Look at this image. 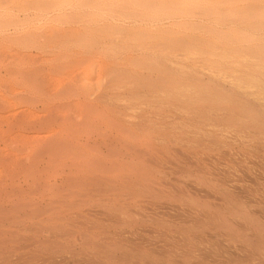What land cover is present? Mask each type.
I'll list each match as a JSON object with an SVG mask.
<instances>
[{
  "label": "rangeland",
  "instance_id": "1",
  "mask_svg": "<svg viewBox=\"0 0 264 264\" xmlns=\"http://www.w3.org/2000/svg\"><path fill=\"white\" fill-rule=\"evenodd\" d=\"M1 1L0 6L4 7H0L2 8L0 9V22L6 21L7 26L4 28V22L0 23V203L4 197L3 203L9 207L12 192H14L13 196L16 192H20L18 189L22 188L28 193L38 187L34 190V194L37 195L32 194L36 205L40 204L38 208H45L44 210L48 211L54 208L53 211L62 215L65 220L66 217L69 218L68 222L64 219L59 221L58 226H62L63 223L65 225L62 230L60 228L63 226L56 229L53 228L56 225H52L51 228L50 222L47 221L49 224L45 222L47 226L44 223V225L41 223H39L40 226L37 225V235H41L42 239L47 237V239L64 240L63 238L67 236L65 240L69 243L73 242L67 251H73L72 245H74L75 252L65 253L66 257L68 256L66 264H264V89L261 91L258 86H253L249 90L244 88L237 90L238 87L235 85L239 83L238 76L241 71H246L243 70V66L239 68L232 63L233 60L219 57L220 53L217 50L215 58V52H213L215 43H212V47L211 44L202 43L203 45L199 46V42H194L196 46L192 43L193 41H190L189 45H186L188 42L184 45L182 41H175L176 37L174 39L176 43L171 42L169 38L171 36L173 38L174 35L166 31H183L184 28H178L173 24L175 18L168 15V10L156 9L160 7V4L159 7L156 6V10L151 7L149 0H95L96 2L92 0L93 4L91 0ZM145 1L149 2V7ZM155 1L158 4L161 0ZM155 1H152L153 5H157ZM164 1L166 0H162L163 3ZM202 1L205 2V0ZM208 1L210 4L214 3L212 6L227 8L222 9L225 14L228 12L229 16L231 14L229 8H235L232 0H226L224 2L226 6L222 2L225 0L221 1L222 4L220 1ZM208 1L205 3L209 6ZM246 1H239L237 4L244 5L256 0ZM55 2L56 5L53 6ZM122 5L123 8L120 7ZM18 6L19 8L24 7L18 9ZM128 7L130 10L125 11ZM183 7L180 6L181 9ZM196 8L195 5L194 14L193 11L190 12L192 15L187 12V17L182 20L197 23L199 26L206 24L208 13L204 12L207 13L205 16L202 14V9L197 8L199 12ZM173 13L171 10L169 14ZM212 14L214 15L213 12ZM7 16H10V19ZM229 16L228 18H231ZM163 29L166 30L163 32ZM188 33L197 35L199 32L190 31ZM119 34L124 36H119ZM136 36H138L137 39ZM167 37H169V42H167L168 39L164 40ZM119 40H125V42L120 41L119 43ZM241 42L238 43L241 44ZM234 43L231 45L227 42L226 45L241 46L237 42ZM242 44V46L246 45V43ZM192 45L199 49L194 56L185 49V47L192 48ZM253 45L255 47L258 44ZM198 47L205 48V51L208 48L210 54L208 55L207 52L205 54L204 49ZM193 48L191 53L194 51ZM200 49L204 53L200 52ZM198 53L202 54L198 55ZM143 59L146 61L144 62ZM138 60H141L144 65ZM153 60L158 62L154 63ZM210 61L216 64L211 66ZM132 63H136L134 64L136 67ZM221 63L227 70L223 68L225 71H221L223 70L220 68ZM177 64H181V67ZM185 68H188L190 73L186 72L188 69L184 71ZM194 72L201 75L198 74V76ZM212 72L216 74L211 75ZM168 78L176 83L169 82ZM160 79H166V83ZM144 80H148L149 83ZM158 80L161 84L157 82ZM184 80L188 85L193 83L194 86L196 83L201 91L204 89V91H211L212 99L207 97L209 93H205V97L197 101L199 97H203L204 91L195 94L197 99L194 98V101L193 98L192 100L186 98L187 96L184 98L185 93H191L187 92L189 86L186 83L182 85ZM177 81L182 83V86L178 85ZM169 83L173 84L172 88ZM161 85L165 88L160 89ZM177 85L181 86L180 89L183 88L185 92L181 91ZM155 86L159 88L156 90ZM174 87L177 89V91L174 90L175 92L172 91L174 93L167 89L173 90ZM206 87L211 90H206ZM245 91L250 93L247 94ZM164 93L166 94L163 95ZM167 93H171V97ZM214 94L218 100L216 102ZM224 97L228 99L226 103L221 101ZM190 100L193 102L191 103ZM248 110L253 113H247ZM131 123L139 124L135 126L136 128H146V133L150 134L141 133L143 136L139 135L132 139L128 131L133 130ZM120 125L124 127L126 133L120 134L122 131V128L119 129ZM118 129L120 132H117ZM137 132L140 133L141 130ZM146 142L148 145L151 144L149 148ZM134 146H138L136 150L139 152L141 150V152H137ZM51 147L62 151L55 148L56 152ZM160 150L161 153H158ZM140 154H145V159L152 163L155 169H160L161 172L157 170L156 176L154 174L157 171L154 168H152L154 171L149 170L150 174L152 172L149 178L154 177L156 183H162L163 189L160 184L156 186L154 179L151 178L153 179L152 186L148 184L151 179L147 181V187L144 186L145 183L142 187L138 186L137 189H141L140 194L131 185L127 187L131 193L128 191L129 193L124 194L127 190L119 186L120 181H123L122 178L128 181L129 178L126 179L120 174L127 176L128 171L118 170L117 172L116 167L122 163L123 166L131 168L134 160L133 166H135L138 159L134 157L138 155L140 157ZM141 157L144 159L143 156ZM83 162L87 165L82 164ZM155 165L160 168H156ZM30 166H33L32 169ZM24 170H27L26 174L23 173ZM20 171H23V174ZM164 173L166 177L163 176ZM35 179L37 182L33 181ZM134 179L132 175L129 180L134 181ZM100 183L102 184L99 185ZM31 187L32 190L29 189ZM130 187L133 192L135 191L134 197L131 189H128ZM117 191L123 192V195L131 194L130 198L129 196L128 198L123 197L121 194L122 199L125 198L126 203L123 202L125 210L123 207H120L122 210L119 208L122 205L111 201L115 199L113 195L118 193ZM136 193L139 198L135 197ZM60 194L64 196L61 197ZM74 194L75 197H73ZM161 215L165 217L163 222L160 221ZM152 217L158 219L153 221ZM60 222L63 223L60 224ZM84 223L85 227L89 226L91 232L93 230L94 237L92 238L105 242V246L97 245L96 250L93 245L87 244L84 247L83 241L86 238H82L84 236L78 232L75 233L79 231L76 227L84 226ZM9 224L11 223L1 224L0 231L5 230L9 233L17 228L16 230L20 233L35 234L33 228L27 231L22 229V226L18 229ZM65 228H68L67 231L70 232H66ZM62 231L67 234L62 236L63 238L59 236ZM76 238L78 242L74 240ZM116 243L128 250L123 248L119 250L120 252L112 251L111 248ZM22 245L25 246L24 249ZM21 249L27 252L33 248L22 243ZM93 250L98 252L92 253ZM1 253V264H4L2 261L14 262L19 257L6 249ZM35 253L41 254L37 251ZM23 256L27 257L26 254ZM16 261L18 262L19 259Z\"/></svg>",
  "mask_w": 264,
  "mask_h": 264
},
{
  "label": "bare ground",
  "instance_id": "2",
  "mask_svg": "<svg viewBox=\"0 0 264 264\" xmlns=\"http://www.w3.org/2000/svg\"><path fill=\"white\" fill-rule=\"evenodd\" d=\"M2 1H4V0H2ZM1 1V2H2ZM23 1V0H22ZM57 1V0H56ZM70 1V0H69ZM89 1V0H88ZM95 1V0H94ZM93 1V2H94ZM122 1V0H121ZM126 1V0H125ZM135 1V0H134ZM151 3H149L150 4V6L151 7H153L154 9L156 8V6H158L159 4V8H156V9H160V11L162 10H168V15L170 16V17H172V18H175V22L173 23L175 26H178V28L179 27H181V28H184V29H186L185 31H184V29H182L183 31H174V30H167L166 31V33H168V34H171V35H174V37L172 38V36H171V38H169L170 37V35H169V37H167L166 39H164V40H167L168 38L170 39V41L171 42H173V43H176L175 41H179V42H181L182 44H183V42H184V45L188 42V44H186V45H189V42L191 41H193L192 43L194 44V45H196L194 42H199L198 44H199V46H200V44H204L205 43V45L206 44H211V47L213 46V44L215 43V45L217 46H214L213 47V50H215V51H213V52H215V58H216V50H217V52H219L220 54H219V57H221V58H223V59H231V60H233L232 61V63L233 64H235L236 66H239V68H241L240 66H243V70L245 69L246 71L244 72V71H241V73L239 74V76H238V80H239V83H237V85H235V86H237L238 88H237V90L238 89H240V88H244V89H250L251 87H253V86H258L259 88H260V90L262 89H264V0H256V1H253V3L252 2H249V1H251V0H249L248 2V4H237V2L239 3V1H246V0H239V1H237V0H230L232 3H233V1H234V3H233V5L235 4V8H233V9H231V8H229L230 10L229 11H231V14H230V16L226 13H224L223 11V9L222 8H224V7H222V8H218L217 6L215 7L214 5V7L212 6V4H214V3H209V1L208 0H205V2L206 1H208V3L210 4L209 6L208 5H206L207 3H203V1L202 0H168V1H170L169 3H168V1H167V3H165L166 1H164V3L162 2V0L157 4V2L155 1V0H152V1H155V3L157 4V5H153L152 3H154V2H152L151 0H149ZM211 1V0H210ZM213 1V0H212ZM216 1H220V3L222 4V2L224 3V2H226V0L225 1H222V0H215V2ZM222 1V2H221ZM13 2V1H12ZM18 2V1H17ZM36 2H37V0H36ZM39 2V1H38ZM53 2V1H52ZM58 2V1H57ZM90 2H92V0L90 1ZM93 2H92V4H93ZM96 2V1H95ZM146 2V5L148 6V3H147V1H145ZM161 2H162V4H161ZM247 2V1H246ZM8 3H11V2H8ZM79 3V2H78ZM83 3V2H82ZM88 3V2H87ZM86 3V4H87ZM101 3V2H100ZM103 3H105V2H103ZM124 3V2H123ZM219 3V4H220ZM243 3V2H242ZM4 4V3H3ZM49 4H50V1H49ZM54 4L56 5V2L55 3H53V6H54ZM106 4H108V3H106ZM105 4V6L107 7V5ZM114 4V3H113ZM120 4V3H119ZM127 4V3H126ZM133 4V3H132ZM153 6H152V5ZM216 4V3H215ZM220 4V5H221ZM227 4V3H226ZM28 5V4H27ZM36 5H38V3L36 4ZM79 5V4H78ZM77 5V6H78ZM112 5V4H111ZM125 5V4H124ZM135 5V4H134ZM197 6V8H199V10L200 9H202V14H204L205 16H206V14H207V16L206 17H208V22L206 23V24H201V26H199V25H197V23L196 24H193L194 22H192V23H190V22H187V21H183L182 19L183 18H186L187 17V12L188 13H190V12H192L193 14H194V6ZM198 5H200V6H198ZM204 5H205V7H204ZM224 5H225V3H224ZM237 5V6H236ZM1 6H3V5H1ZM0 6V7H1ZM29 6V5H28ZM51 6V5H50ZM75 6V5H74ZM92 6V5H91ZM113 6V5H112ZM136 6V5H135ZM155 6V7H154ZM180 6H184L182 9L180 8ZM186 6V7H185ZM226 6V5H225ZM228 6V5H227ZM4 7V6H3ZM24 7V6H23ZM23 7H20L19 8V6H18V9H21V8H23ZM26 7V6H25ZM109 7V6H108ZM120 7H122L123 8V5L122 6H120ZM119 7V8H120ZM129 7H131V6H129ZM129 7L128 8H126V10L125 9H122V10H125V11H128V9H129ZM134 7V6H133ZM149 7V6H148ZM147 7V8H148ZM150 7V8H151ZM7 8V7H6ZM16 8V7H15ZM28 8V7H27ZM124 8H125V6H124ZM137 8V7H136ZM135 8V9H136ZM186 8H188V9H186ZM196 8V9H197ZM0 9H2V8H0ZM4 9V8H3ZM9 9V8H8ZM13 9V8H12ZM18 9H16V10H18ZM25 9V8H24ZM23 9V10H24ZM37 9V8H36ZM48 9V8H47ZM52 9V8H51ZM94 9H95V7H94ZM113 9V8H112ZM132 9V8H131ZM155 9V10H156ZM175 11H174V10ZM195 9V10H196ZM224 9H227V8H224ZM26 10V9H25ZM28 10V9H27ZM46 10V9H45ZM50 10V9H49ZM110 10V9H109ZM113 10H116L115 8L113 9ZM130 10V9H129ZM132 10H134V9H132ZM132 10H131V12H132ZM140 10H141V8H140ZM148 10V9H147ZM173 11L174 13L173 14H169L170 13V11ZM198 10V9H197ZM198 10V11H199ZM6 11H7V9H6ZM5 11V12H6ZM106 11V10H105ZM138 11V10H137ZM4 12V11H3ZM8 12V11H7ZM115 12H117V11H115ZM118 12H119V10H118ZM120 12H121V10H120ZM157 12V11H156ZM159 12V11H158ZM200 12V11H199ZM204 12H207L206 14L204 13ZM212 12L214 13V15L212 14ZM137 13V12H136ZM161 13V12H160ZM167 13V12H166ZM183 13V14H182ZM192 13H190V15H192ZM1 14V13H0ZM3 14V13H2ZM81 14H83V13H81ZM140 14V13H139ZM148 14V13H147ZM146 14V15H147ZM164 14V13H163ZM186 14V15H185ZM198 14H201V13H198ZM201 14V15H202ZM64 16H65V14H63ZM84 15V14H83ZM86 15V14H85ZM90 15V14H89ZM121 15V14H120ZM120 15H118V16H120ZM157 15V14H156ZM189 15V16H190ZM4 16H5V14H4ZM80 16V15H79ZM126 16V15H125ZM163 16H165V15H163ZM228 16L229 17H231V18H228ZM8 17V16H7ZM10 17V16H9ZM8 17V18H9ZM53 17V16H52ZM82 17V16H81ZM88 17V16H87ZM103 17V16H102ZM127 17V16H126ZM3 18V17H2ZM25 18V17H24ZM51 18V17H50ZM118 18V17H117ZM178 18H180L182 21H180V19L177 21V19ZM10 19V18H9ZM130 19V18H129ZM162 19V18H161ZM229 19V20H228ZM67 20V19H66ZM80 20V19H79ZM85 20V19H84ZM187 20V19H186ZM23 21V20H22ZM69 21V20H68ZM93 21V20H92ZM173 21V20H172ZM2 22H4L3 24H5L4 25V28L7 26V23H5L6 21H2ZM2 22H0L1 24H2ZM9 22V21H8ZM17 22H18V20H17ZM56 22V21H55ZM75 22V21H74ZM21 23V22H20ZM1 24H0V26H1ZM173 25V26H174ZM3 26V25H2ZM174 26V27H175ZM82 27V26H81ZM143 27V26H142ZM193 27H195V28H197V30L195 29V28H193ZM3 28V29H4ZM48 28V27H47ZM57 28V27H56ZM72 28V27H71ZM97 28V27H96ZM124 28H125V26H124ZM129 28V27H128ZM127 28V29H128ZM224 28H225V30H224ZM1 29V28H0ZM49 29V28H48ZM74 29H76V28H74ZM74 29H72V30H74ZM92 29H94V28H92ZM103 29V28H102ZM122 29V28H121ZM132 29V28H131ZM195 29V30H194ZM40 30V29H39ZM51 30H52V28H51ZM106 30H107V28H106ZM135 31L136 32V30L135 29H132V31ZM166 29H163V32L165 31ZM189 30V31H188ZM26 31V30H25ZM35 31V30H34ZM91 31V30H90ZM143 31H145V30H143ZM147 31V30H146ZM192 32V31H197V32H199L197 35H192L191 33H188V32ZM37 32V31H36ZM70 32V31H69ZM114 32V31H113ZM118 32V31H117ZM117 32L115 33V34H117ZM142 32V31H141ZM119 33V32H118ZM134 33V32H133ZM144 33H147V32H144ZM4 34V33H3ZM129 34V33H128ZM135 34V33H134ZM142 34V33H141ZM61 35H62V33H61ZM65 35V34H64ZM108 35V34H107ZM112 35V34H111ZM121 34H119V36H120ZM126 35V34H125ZM136 35V34H135ZM134 35V36H135ZM138 35V34H137ZM139 35H140V31H139ZM144 35V34H143ZM143 35H141V36H143ZM149 35V34H148ZM148 35H147V37H148ZM87 36V35H86ZM122 36V35H121ZM124 36V35H123ZM122 36V37H123ZM129 36V35H128ZM127 36V37H128ZM141 36H140V38H141ZM159 36H161V35H159ZM179 36V38H177ZM17 37H19V36H17ZM28 37V36H27ZM60 37V36H59ZM62 37H64V36H62ZM109 37V36H108ZM137 37L138 36H136V39H137ZM145 37V36H144ZM143 37V38H144ZM155 37V36H154ZM166 37V36H165ZM175 37H176V39H175ZM3 38V37H2ZM38 38V37H37ZM51 38V37H50ZM102 38V37H101ZM115 38V37H114ZM130 38V37H129ZM46 39H48V38H46ZM62 39V38H61ZM100 39V38H99ZM104 39V38H103ZM126 39V38H125ZM155 39H156V37H155ZM163 39V38H162ZM169 39H168V41L167 42H169ZM174 39H175V41H174ZM19 40V39H18ZM17 40V41H18ZM32 40V39H31ZM53 40V39H52ZM111 40V39H110ZM134 40V39H133ZM138 40H140L139 38H138ZM138 40H136V41H138ZM144 40H145V38H144ZM15 41V40H14ZM48 41V40H47ZM49 41H50V39H49ZM54 41V40H53ZM120 41L121 42H125V40H119V43H120ZM127 41H129V40H127ZM135 41V40H134ZM241 41H243V42H241ZM34 42V41H33ZM60 42V41H59ZM146 42V41H145ZM160 42V41H159ZM158 42V43H159ZM163 42V41H162ZM166 41H164V43H165ZM166 42V44H168ZM224 42H225V44H224ZM227 42L228 43H231V45L234 43V42H241V44L240 43H238V44H240L241 46H237V44H236V46H231L230 44L229 45H226L227 44ZM70 43V42H69ZM93 43V42H92ZM180 43V44H181ZM191 43V44H192ZM213 43V44H212ZM216 43H218V44H221V45H217ZM242 43H246V45L245 46H242L243 44ZM5 44V43H4ZM14 44V43H13ZM28 44V43H27ZM26 44V45H27ZM48 44V43H47ZM166 44H164V45H166ZM171 44V43H170ZM190 44V45H191ZM202 44V45H203ZM222 44H224V45H222ZM235 44V43H234ZM253 44H258V45H261V44H263V45H261V46H258V45H255V47H254V45ZM126 45V44H125ZM135 45V44H134ZM148 45V44H147ZM161 46H162V44H160ZM159 45V46H160ZM172 45V44H171ZM194 45H192V48L194 49V51H193V53H191V49L192 48H186L185 47V49L188 51V53L190 52V54L192 55V56H194L195 54L194 53H197V51L199 50V49H197L196 48V46H194ZM226 45V46H225ZM51 46V45H50ZM167 46V45H166ZM257 46V47H256ZM106 47V46H105ZM114 47V46H113ZM145 47H147V46H145ZM158 47V46H157ZM165 47V46H164ZM168 47H170V46H168ZM211 47H209V48H211ZM122 48V47H121ZM153 48V47H152ZM159 48V47H158ZM174 48V47H173ZM198 48H201V47H198ZM150 49V48H149ZM155 49V48H154ZM153 49V50H154ZM161 49H162V47H161ZM170 49V48H169ZM176 49H177V47H176ZM181 49V48H180ZM183 50H184V48H182ZM189 49V50H188ZM201 49H204V52H205V54H206V52L208 53V55L210 54L209 52L210 51H208V48H207V50L205 51V48H201ZM200 49V50H201ZM113 50V49H112ZM152 50V49H151ZM159 51H160V49H158ZM174 50V49H173ZM172 50V51H173ZM211 50V49H210ZM115 51V50H114ZM113 51V52H114ZM158 51V52H159ZM60 52V51H59ZM62 52V51H61ZM117 52V51H116ZM161 52H165V51H161ZM175 52V51H174ZM199 52V51H198ZM200 52H202V53H204L202 50L200 51ZM154 53V52H153ZM187 53V54H188ZM202 53H198V55L199 54H202ZM161 54V53H160ZM184 54H186V52L184 53ZM109 55V54H108ZM149 55V54H148ZM152 55H155V54H152ZM162 55V54H161ZM213 55H214V53H213ZM140 56V55H139ZM144 56H147V55H144ZM158 56V55H157ZM188 56H189V54H188ZM143 57V56H142ZM149 57V56H148ZM153 57V56H152ZM190 57V56H189ZM147 58V57H146ZM150 58V57H149ZM155 58V57H154ZM221 58H220V60H221ZM133 59V58H132ZM131 59V60H132ZM148 59V58H147ZM156 59V58H155ZM154 59V60H155ZM164 59V58H163ZM195 59V58H194ZM119 60V59H118ZM153 60V61H154ZM162 60V59H161ZM169 59H167V61H168ZM172 60V59H171ZM127 61V60H126ZM129 61V60H128ZM135 61V60H134ZM138 61H140V63L142 64V62H141V60H138ZM143 61H144V59H143ZM146 61V60H145ZM144 61V62H145ZM148 62H150V60L148 61ZM155 62H158V61H154V63ZM162 62H163V60H162ZM170 62V61H169ZM139 63V64H140ZM147 63V62H146ZM153 63V64H154ZM171 63V62H170ZM174 63H176V62H174ZM181 63V62H180ZM209 63V62H208ZM213 63V64H212ZM133 64V63H132ZM134 64H136V63H134ZM133 64V65H134ZM140 64V65H141ZM157 64H159V63H157ZM161 64H163V63H161ZM165 64V63H164ZM173 64V63H172ZM184 64V63H183ZM210 64H211V66H213L214 64H216V62H214V61H210ZM223 63H221V65H222ZM142 65H144V64H142ZM155 65V64H154ZM167 65V64H166ZM179 67H181V64H177ZM185 65V64H184ZM184 65H182V66H184ZM234 65V66H235ZM151 66V65H150ZM170 66V65H169ZM224 65H222L221 67H220V65H219V67L220 68H225V67H223ZM251 66H253V68H251ZM255 66V67H254ZM134 67H136L135 65H134ZM138 67V66H137ZM142 67V66H141ZM175 67V66H174ZM185 67V66H184ZM188 67H189V65H188ZM218 67V68H219ZM152 68V67H151ZM183 68V67H182ZM237 68V67H236ZM239 68H238V70H239ZM167 69V68H166ZM175 69V68H174ZM173 69V70H174ZM179 69V68H178ZM188 68H185L184 69V71H186ZM194 69H196V67H194ZM226 69V68H225ZM225 69H223V70H221V69H219V70H221V71H225ZM231 69H233V68H231ZM249 69H251V70H249ZM172 70V69H171ZM182 69L180 68V71H181ZM197 70V69H196ZM215 70V69H214ZM213 70V71H214ZM227 70V69H226ZM237 70V69H236ZM247 70H249V72H247ZM162 71V70H161ZM160 71V72H161ZM167 71V70H166ZM176 71H178V70H176ZM184 71H182L183 73H184ZM189 71V72H188ZM188 71H186L187 73H190V70L188 69ZM235 71V70H234ZM159 72V71H158ZM182 72H180L181 74H183ZM198 72H200V71H198ZM28 73V72H27ZM127 73V72H126ZM175 73H177V72H175ZM186 73V74H187ZM202 73V72H201ZM213 73H215V72H212V74L211 75H213ZM15 74V73H14ZM135 74V73H134ZM159 74V73H158ZM186 74H184V75H186ZM193 74V73H192ZM194 74H196V75H198V74H200V73H198L197 74V72L195 73L194 72ZM193 74V75H194ZM216 74V73H215ZM237 74V73H236ZM190 75V74H189ZM201 75V74H200ZM205 75V74H204ZM192 76V75H191ZM199 76V75H198ZM210 76V75H209ZM217 76V75H216ZM140 77V76H139ZM197 77V76H196ZM224 77V76H223ZM247 77H249V78H247ZM144 78V77H143ZM147 78V77H146ZM161 78H163V77H161ZM198 78V77H197ZM130 79V78H129ZM134 79H136V78H134ZM148 79H150L149 77H148ZM159 79V78H158ZM169 80V82H173V79L171 80L170 78H168ZM185 79V78H184ZM188 79V78H187ZM128 80V79H127ZM166 80V79H165ZM165 80H163V79H160V81H164L165 82ZM171 80V81H170ZM199 80V79H198ZM211 80V79H210ZM246 80H248V81H246ZM124 81V80H123ZM133 81V80H132ZM141 81H143V80H141ZM145 82H147V83H149L148 82V80L146 81V80H144ZM159 80L157 81V82H160ZM179 81V80H178ZM177 81V83H178V85H181L182 83V85L184 86V83H186L187 84V86H189L188 87V89L190 90H188L187 92H191V93H188V94H190V95H188V94H184V98L186 97V98H188V99H191V98H193V101L195 100L194 98H196L197 99V96L195 97V94H199L200 92H203L204 90H202L201 91V88H199L198 86H196V83L194 84V86H193V83H192V85H191V83H189L190 85H188V83L186 82V80H184V82L182 81V83H179ZM209 81V80H208ZM214 81V80H213ZM139 82V81H138ZM191 82V81H190ZM198 82V81H197ZM218 82V81H217ZM115 83V82H114ZM131 83H133V82H131ZM137 83V82H136ZM141 83V82H140ZM163 83V82H162ZM166 83V82H165ZM173 83H176V81H174ZM210 83V82H209ZM80 84H82V83H80ZM146 84V83H145ZM150 84H152V83H150ZM149 84V85H150ZM158 84V83H157ZM160 84H161V82H160ZM160 84H158V86L160 87ZM170 84V83H169ZM185 84V85H186ZM218 84V83H217ZM236 84V83H235ZM83 85H84V83H83ZM138 85V84H137ZM154 85V84H153ZM153 85H152V87H153ZM171 86V88L173 87L172 85L173 84H170ZM177 85V86H178ZM181 85V86H182ZM199 85V84H198ZM200 85H201V83H200ZM199 85V86H200ZM203 85V84H202ZM205 85V84H204ZM116 86V85H115ZM165 86V85H164ZM167 86H168V82H167ZM181 86L179 87V89L181 88ZM215 86V85H214ZM214 86H212V87H214ZM234 86V87H235ZM130 87V86H129ZM156 87V90L159 88H157V86H155ZM176 87V86H175ZM175 87H174V89L173 90H171V88H167V89H170V91H171V93H174L175 91H177V89H175ZM201 87V86H200ZM162 88H165V87H162V85H161V88L160 89H162ZM177 88V87H176ZM215 88V87H214ZM221 88V87H220ZM154 89V88H153ZM159 89V90H160ZM215 89H217V88H215ZM235 89H236V87H235ZM165 90V89H164ZM175 90V91H174ZM181 90V89H180ZM185 90H186V86H185ZM206 90H211L210 88H208V87H206ZM261 90V91H262ZM168 91V90H167ZM172 91H174V92H172ZM181 91H184L183 90V88H182V90ZM218 91V90H217ZM160 92V91H159ZM161 92H162V90H161ZM166 92V91H165ZM169 92V91H168ZM185 92V91H184ZM184 92H182V93H184ZM211 92V91H210ZM210 92H208V91H204V93H203V97L201 96V97H199V99H197V101H200V98H204L205 96H204V94L205 93H209V96H207V97H210V96H213V94L212 95H210ZM213 92V91H212ZM156 93V92H155ZM171 93H167V94H169L168 96H170V94ZM177 93V92H176ZM245 93H247V94H249L250 92L248 91H245ZM161 94V93H160ZM166 93H164L163 95H165ZM194 94V95H193ZM202 94V93H201ZM200 94V95H201ZM200 95H198V96H200ZM215 96V98H216V94H214ZM226 95V94H225ZM229 95V94H228ZM227 95V96H228ZM232 95V94H231ZM173 97H174V94L172 95ZM221 96H223V94L221 95ZM233 96V95H232ZM243 96V95H242ZM245 96V95H244ZM157 97H158V95H157ZM171 97V96H170ZM111 98V97H110ZM179 98H180V96H179ZM211 98V97H210ZM215 98H213L214 100H215ZM18 99V98H17ZM188 99H186V100H188ZM208 99V98H207ZM206 99V100H207ZM212 99V98H211ZM227 97H224V98H221V101H223V102H227ZM231 99V98H230ZM259 99V98H258ZM183 100H185V99H183ZM192 100V99H191ZM190 100V101H191ZM205 100V99H204ZM245 100V99H244ZM193 101H191V103L193 102ZM208 101H209V99H208ZM216 101H218L217 100V98H216V100H215V102ZM239 101V100H238ZM253 101H255V100H253ZM258 101V100H257ZM28 102H30V100L28 101ZM203 102V101H202ZM212 103L214 102V101H211ZM222 102V103H223ZM225 102V103H226ZM242 102V101H241ZM187 103H188V101H187ZM210 103V102H209ZM243 103V102H242ZM51 104V103H50ZM188 104H190V103H188ZM198 104L200 105V103L198 102ZM239 104V103H238ZM243 104H245V103H243ZM196 105H197V103H196ZM222 105H224V104H222ZM227 105V104H226ZM242 105V104H241ZM250 105V104H249ZM6 106V105H5ZM9 106V105H8ZM188 106V105H187ZM190 106H191V104H190ZM204 106V105H203ZM11 107V106H10ZM198 107V106H197ZM240 107V106H239ZM250 107V106H249ZM187 108H189V107H187ZM193 108H194V106H193ZM196 108V107H195ZM201 107H199V109H200ZM2 109V108H1ZM212 109V108H211ZM242 109V108H241ZM245 109V108H244ZM243 109V110H244ZM248 108H246L245 110H247ZM192 110V109H191ZM194 110V109H193ZM195 111V110H194ZM201 111V110H200ZM204 111V110H203ZM190 112V111H189ZM249 112H252V111H250V110H248V112L247 113H249ZM244 113H245V111H244ZM253 113V112H252ZM31 114V113H30ZM109 114V113H108ZM223 115V114H222ZM224 115H226V114H224ZM246 115V114H245ZM248 115V114H247ZM253 115V114H252ZM254 116H256V115H254ZM253 116V117H254ZM249 117V116H248ZM247 117V118H248ZM251 117V116H250ZM255 118V117H254ZM49 119V118H48ZM257 119V118H256ZM255 119V121H258V120H256ZM259 119V118H258ZM34 120V119H33ZM42 121V120H41ZM255 121H253V122H255ZM260 122V121H259ZM48 123V122H47ZM116 123V122H115ZM114 123V124H115ZM8 124V123H7ZM116 124H118V123H116ZM132 124V123H131ZM130 124V125H131ZM112 125H113V123H112ZM139 126V124H135V125H131L132 127H133V130L132 129H129L128 131H129V133L131 134V137H132V139L133 138H137V136H139V135H142L141 133H145V134H148V133H146L147 131V129L146 128H144L143 129V127H138V128H136L137 126ZM136 126V127H135ZM115 127H117V126H115ZM119 127V126H118ZM136 129H135V128ZM21 128H23V127H21ZM74 128V127H73ZM120 128H122V131L120 132L119 131V129ZM24 129H25V127H24ZM119 129L117 130V132H120V134H123V132L124 133H126L125 131H124V127L122 126L121 127V125H120V127H119ZM134 129L136 130V131H134ZM4 130V129H3ZM126 130H127V128H126ZM141 130V132L139 133V132H137V131H140ZM148 131H150V130H148ZM137 132V133H136ZM151 133L153 132V131H150ZM71 133V132H70ZM118 134V133H117ZM150 134V133H149ZM148 134V135H149ZM119 135V134H118ZM125 135V134H124ZM106 136H108L107 134H106ZM143 136V135H142ZM154 136V135H153ZM153 136H152V138H153ZM126 137V136H125ZM129 137V136H128ZM6 138V137H5ZM127 138V137H126ZM140 138V137H139ZM142 138V137H141ZM146 138V137H145ZM151 138V139H152ZM129 139V138H128ZM148 139H150V137L148 138ZM110 140V139H109ZM112 140V139H111ZM114 140V139H113ZM135 140V139H134ZM133 140V141H134ZM22 141V140H21ZM25 141V140H24ZM150 141V140H149ZM119 143V142H118ZM149 143V142H148ZM163 143V142H162ZM123 144V143H122ZM135 144V143H134ZM146 144H147V142H146ZM115 145V144H114ZM151 145V144H150ZM150 145H148L147 144V146H148V148H149V146ZM52 146V145H51ZM72 146V145H71ZM99 146V145H98ZM120 146H122V145H120ZM125 146V145H124ZM162 146V145H161ZM66 147V146H65ZM136 146H134V149L136 150L137 149V147L135 148ZM152 147V146H151ZM158 147V146H157ZM156 147V148H157ZM50 148V147H49ZM52 148V147H51ZM56 148V147H55ZM54 147L52 148L53 150L55 149ZM107 148V147H106ZM130 148H133V147H130ZM153 148V147H152ZM151 148V149H152ZM52 149H51V151H52ZM57 149V148H56ZM56 149L54 150V151H56ZM120 149V148H119ZM126 149H127V147H126ZM145 149V148H144ZM161 149V148H160ZM48 150V149H47ZM57 150H59L60 151V149L58 148ZM65 150V149H64ZM133 150V149H132ZM134 150V151H135ZM140 150V149H139ZM154 150V149H153ZM38 151V150H37ZM62 151V150H61ZM60 151V152H61ZM113 151V150H112ZM129 151V150H128ZM137 151V150H136ZM158 151H159V148H158ZM57 152V151H56ZM137 152H139V151H137ZM140 152H141V150H140ZM139 152V153H140ZM147 152V151H146ZM151 152H153V151H151ZM156 152V151H155ZM9 153V152H8ZM89 153V152H88ZM101 154H102V152H100ZM115 153V152H114ZM113 153V154H114ZM129 153V152H128ZM132 153V152H131ZM135 153V152H134ZM138 153V154H139ZM158 153H161V150H160V152H158ZM95 154V153H94ZM108 154V153H107ZM117 154V153H116ZM151 154V153H150ZM152 154H154V153H152ZM151 154V155H152ZM36 155H37V152H36ZM59 155V154H58ZM126 155V154H125ZM133 155V154H132ZM136 155V154H135ZM134 155V156H135ZM141 155V154H140ZM145 155V154H144ZM143 154L141 155V156H143L144 157V159H141L142 157L140 156V157H134V159L136 158V159H138V160H136V165L135 166H133V164H135L134 162H135V160H134V162H133V164H132V166H131V168H128L129 166H128V164H126L128 167H126V166H123L122 165V163H120L118 166H117V162H116V169H117V172H118V170L119 171H128V173H126L127 174V176H124V175H122V174H120L121 176H123L124 178H129L130 179V177L133 175L134 177H135V179H134V181H130L129 179H128V181H126V180H124L123 178L121 179V180H123V181H120L121 183H120V187H124V188H126V190H127V187L129 186V185H131V186H133V188L134 189H137L138 188V186H140V187H142L143 186V184H144V186L146 185V187H147V181H149L151 178H153L154 179V181L153 182H155V178L154 177H151V178H149V176L152 174V172H151V174L149 173L150 171L149 170H151L152 168H154V165H151L152 163H150L147 159H145L146 157L144 156ZM106 156V155H105ZM107 156H109V155H107ZM117 156V155H116ZM121 156H123V155H121ZM129 156V155H128ZM148 156V155H147ZM157 156V155H156ZM158 156H159V154H158ZM162 156H163V154H162ZM152 157V156H151ZM6 158V157H5ZM17 158V157H16ZM130 158L132 159V157L130 156ZM149 158V157H148ZM159 158H160V156H159ZM97 159V158H96ZM104 159V158H103ZM152 159V158H151ZM162 159H164V158H162ZM7 160V159H6ZM113 162V161H112ZM124 162H126V160H124ZM128 162V161H127ZM152 162L154 163V160H152ZM157 162L159 163V160H157ZM38 163V162H37ZM85 162H83L82 164H84ZM90 163V162H89ZM107 163V162H106ZM109 163V162H108ZM32 164V163H31ZM54 164V163H53ZM86 164V163H85ZM103 164V163H102ZM155 164V163H154ZM30 165V164H29ZM38 165V164H37ZM36 165V166H37ZM87 165V164H86ZM89 165H91V163L89 164ZM131 165V164H130ZM160 165V164H159ZM162 165V164H161ZM160 165V166H161ZM19 166V165H18ZM24 166V165H23ZM34 166V165H33ZM32 166V167H33ZM110 166H112L111 164H110ZM155 166H157V165H155ZM31 167V166H30ZM32 167L30 168V169H32ZM91 167V166H90ZM159 166H157L156 168H158ZM54 168V167H53ZM107 168H109V167H107ZM119 168V169H118ZM160 168V167H159ZM83 169H84V167H83ZM90 169V168H89ZM92 169V168H91ZM111 169H113V168H111ZM115 169V168H114ZM123 169V170H122ZM125 169H127V170H125ZM164 169V168H163ZM28 170V169H27ZM27 170H24V172L23 173H25V171H27ZM45 170V169H44ZM102 170V169H101ZM106 170H108V169H106ZM136 170V171H135ZM153 170V169H152ZM154 170H159V173L161 172L160 171V169H155L154 168ZM153 170V171H154ZM28 171H30V170H28ZM55 171V170H54ZM131 171V172H130ZM19 172V171H18ZM21 171H20V173H22ZM31 172V171H30ZM40 172V171H39ZM43 172V171H42ZM97 172V171H96ZM109 172V171H108ZM115 172H116V170H115ZM120 172V173H121ZM22 173V174H23ZM28 173V172H27ZM34 173V172H33ZM93 173V172H92ZM110 173V172H109ZM124 173V174H125ZM154 173V172H153ZM26 174V173H25ZM44 174V173H43ZM46 174V173H45ZM68 174V173H67ZM117 173H115V175H116ZM156 174H158V171H157V173H155L154 175L156 176ZM168 174V173H167ZM28 175V174H27ZM32 176H34V174H31ZM105 175V174H104ZM119 175V174H118ZM162 175V174H161ZM166 174L164 173L163 174V176H165ZM94 176H95V174H94ZM97 176V175H96ZM14 177V176H13ZM92 177V176H91ZM109 177V176H108ZM119 177V176H118ZM166 177V176H165ZM34 178V177H33ZM33 178H31V179H33ZM78 178V177H77ZM85 178V177H84ZM101 178V177H100ZM121 178V177H120ZM88 179V178H87ZM93 179V178H92ZM96 179V178H95ZM153 179H151L150 180V183H148V184H152L151 183V181L153 180ZM162 179V178H161ZM165 179V178H164ZM76 180V179H75ZM101 180H104L103 179V177L101 178ZM109 180H111V179H109ZM159 180V179H158ZM34 182L36 181L37 182V180L35 179V180H33ZM45 181V180H44ZM85 181V180H84ZM88 181V180H87ZM98 181V180H97ZM115 181V180H114ZM146 181V182H145ZM77 182V181H76ZM82 182V181H81ZM95 182V181H94ZM106 182V181H105ZM112 182V181H111ZM110 182V183H111ZM158 182V181H157ZM167 182V181H166ZM166 182H164V183H166ZM74 183V182H73ZM89 183V182H88ZM96 183H98V182H96ZM18 184V183H17ZM38 184H39V182H38ZM92 185H93V183H91ZM102 183H100L99 185H101ZM156 184H158V183H156L155 182V185ZM160 184V186H162V183H159ZM158 184V185H159ZM173 184V183H172ZM36 185V184H35ZM77 185V184H76ZM84 185V184H83ZM89 185V184H88ZM114 185V184H113ZM134 185H135V187H134ZM110 186V185H109ZM108 186V187H109ZM152 186V185H151ZM157 186V185H156ZM166 186V185H165ZM176 186V185H175ZM174 186V187H175ZM67 187H68V185H67ZM79 187V186H78ZM98 187V186H97ZM105 187V186H104ZM112 187V186H111ZM116 187V186H115ZM150 187V186H149ZM171 187V186H170ZM13 188V187H12ZM27 188V187H26ZM35 188H36V186H35ZM38 188V187H37ZM37 188L36 189H34V186H33V189L34 190H37ZM51 188V187H50ZM53 188H55V187H53ZM52 188V189H53ZM93 188H95V187H93ZM100 188V187H99ZM114 188V187H113ZM144 188V187H143ZM142 188V189H143ZM172 188V187H171ZM29 189H31L32 190V187L31 188H29ZM78 189V188H77ZM115 189V188H114ZM128 189H131V191H132V195H133V197H134V192H133V190H132V188L130 187V188H128ZM162 189H163V186H162ZM165 189H167V188H165ZM34 190H33V192H31V191H29L28 193L25 191V190H22V188H21V190L20 189H18V191H20V192H16L13 196H12V194L14 193V192H12V194H11V198L10 197H8V198H10L9 199V202H11V204H9L8 206L9 207H7V205H6V203H3L4 202V197L1 199V203H0V226H1V224H4V223H6V222H9V223H11V224H9V225H14V226H16V227H18V229H19V227H21L22 226V229H26L27 231H28V229H30L31 230V228H33L32 230H33V232L35 233H32V234H34V235H31V234H23V233H20L18 230H16V229H12V231H10L9 233H6L5 232V230H4V232H2V230L0 231V253L1 252H3V250H9L10 252H12V253H14V255H18L17 257H18V259H19V264H66V259H67V257H66V255L67 254H65L66 252H70L71 254H72V252H75L74 251V249H73V247H74V245H72L73 247H72V250L73 251H67V249H69V247H71V243H73V242H68V240L66 241L65 239L67 238V236H66V238H63L62 236H65V235H67L66 234V232H68L67 231V229L65 230L66 232H60L59 233V236L60 237H62L64 240H61V239H47V237H46V239H42L41 238V235H37V232H38V229H37V225L39 224V223H41V225L44 223L45 224V222L47 221L48 223L50 222V225H51V228H52V225H56V226H53V228H58V227H62L63 225H64V223H63V225L61 226H58V224H59V221H62L63 219H64V217L62 216V215H58V213H56V211L54 212L53 211V209L54 208H52L50 211H48V210H44L43 208H41V209H43V210H41V209H39L38 208V205H40V204H37L36 205V202L34 201V199H32L33 197H34ZM43 190V189H42ZM79 190V189H78ZM81 190V189H80ZM90 190H92V189H90ZM105 190V189H104ZM104 190H102V191H104ZM107 190V189H106ZM116 190H118V188L116 189ZM122 190H123V192L125 191L123 188H122ZM138 190V191H137ZM136 191H137V193L138 194H140L139 193V190H141L140 188L139 189H137ZM146 190V189H145ZM156 190H157V188H156ZM6 191V190H5ZM15 191H17V190H15ZM28 191V190H27ZM51 191V190H50ZM82 191V190H81ZM113 191V190H112ZM121 191V190H120ZM130 192V190H127V191H125V193L124 194H127V192ZM143 191V190H142ZM153 191H154V188H153ZM152 190H151V192H153ZM171 192H173L172 190H170ZM10 192V193H11ZM72 192H73V190H72ZM74 192H75V190H74ZM86 192V191H85ZM88 192V191H87ZM105 192V191H104ZM107 192V191H106ZM114 192H115V190H114ZM118 192V191H117ZM123 192L121 193V192H118V193H115L114 195H113V197L115 198V199H113V200H111V201H114L115 202V204H119V205H122V206H119V208L121 207H123L124 208V210L126 209L125 208V204L123 203V202H125L124 201V199L125 198H123L122 199V197H121V194L123 195ZM128 192V193H129ZM146 192H147V190H146ZM163 192V191H162ZM164 192H165V190H164ZM166 192H167V190H166ZM7 193V192H6ZM54 193V192H53ZM56 193V192H55ZM80 193V192H79ZM131 193V192H130ZM136 193V194H137ZM143 193H145V192H143ZM32 194H34L33 196H32ZM52 194V193H51ZM59 194V193H58ZM67 194H68V192H67ZM70 194H72V193H70ZM77 194V193H76ZM91 194V193H90ZM135 195V197L136 198H139V197H137V196H139V195ZM150 194V193H149ZM152 194V193H151ZM155 194H156V191H155ZM165 194V193H164ZM163 194V195H164ZM167 194V193H166ZM171 194V193H170ZM1 195V194H0ZM37 195V194H36ZM35 195V196H36ZM73 195V194H72ZM78 195H80V194H78ZM111 195H112V193H111ZM146 195V194H145ZM154 195V194H153ZM158 195V194H157ZM160 195V194H159ZM168 195V194H167ZM173 195H174V193H173ZM2 196H3V194H2ZM5 196V195H4ZM7 196V195H6ZM10 196V195H9ZM60 196H61V194H60ZM62 196H64V195H62ZM61 196V197H62ZM70 196V195H69ZM76 195L74 194V196L73 197H75ZM124 196H127V198H128V196H129V198L131 197V194H129V195H123V197ZM147 196V195H146ZM151 196V195H150ZM155 196V195H154ZM153 196V197H154ZM161 196V195H160ZM176 196V195H175ZM157 197V196H156ZM165 197V196H164ZM8 198H6V199H8ZM59 198V197H58ZM69 198V197H68ZM67 198V199H68ZM102 198V197H101ZM112 198V197H111ZM144 198H145V196H144ZM158 198V197H157ZM166 199H168L167 197H165ZM171 199H172V196L170 197ZM36 199V198H35ZM64 199V198H63ZM74 199V198H73ZM77 199V198H76ZM97 199V198H96ZM132 199V198H131ZM163 199V198H162ZM11 200V201H10ZM101 200V199H100ZM126 200H128V199H126ZM145 200V199H144ZM175 200H177L176 198H175ZM76 201V200H75ZM78 201V200H77ZM121 201V202H120ZM140 201V200H139ZM142 201V200H141ZM72 202V201H71ZM86 202V201H85ZM113 202V203H114ZM117 202V203H116ZM120 202V203H119ZM134 202V201H133ZM143 202V201H142ZM8 203V202H7ZM73 203H74V200H73ZM112 203V204H113ZM126 203V202H125ZM141 203V202H140ZM166 203V202H165ZM169 203V202H168ZM178 203H180V202H178ZM61 204H62V202H61ZM60 204V205H61ZM67 204V203H66ZM74 205V204H73ZM114 205V204H113ZM70 206H72V205H70ZM80 206V205H79ZM157 206V205H156ZM115 207V206H114ZM114 207H113V210H114ZM118 207V206H117ZM116 207V208H117ZM120 208V209H121ZM48 209V208H47ZM165 209V208H164ZM111 210V209H110ZM122 210V209H121ZM123 210V211H124ZM44 211V212H43ZM47 212H48V214H47ZM143 212V211H142ZM141 212V213H142ZM121 213V212H120ZM140 213V214H141ZM145 213V212H144ZM43 214V215H42ZM46 214V215H45ZM130 214V213H129ZM138 214H139V212H138ZM146 214V213H145ZM164 214V213H163ZM212 214V213H211ZM64 215V214H63ZM65 215H66V213H65ZM149 215V214H148ZM147 215V216H148ZM145 216V215H144ZM214 216V215H213ZM63 217V218H62ZM81 217H82V215H81ZM83 218V217H82ZM145 218V217H144ZM161 222H163V220H165V217H164V215H161ZM69 219V218H68ZM68 219H67V217H66V220H67V222H68ZM72 219V218H71ZM73 219H74V217H73ZM75 219H77V218H75ZM84 219V218H83ZM92 219V218H91ZM152 219H153V221H155V220H157L158 218L157 217H152ZM65 220V219H64ZM66 220H65V222H66ZM89 220V219H88ZM215 220V219H214ZM83 221V220H82ZM85 221H87V220H85ZM132 221V220H131ZM46 222V224H48ZM91 222V221H90ZM137 222V221H136ZM53 223V224H52ZM61 222H60V224H62ZM70 223V222H69ZM75 223V222H74ZM165 223V222H164ZM43 224V225H44ZM45 224V225H46ZM159 224H160V222H159ZM49 225V224H48ZM73 225V224H72ZM81 225V224H80ZM84 226H78V227H76L77 229L79 228V231H74L76 234H77V232L78 233H80L82 236H84V237H82V238H86V239H84L85 241H83L84 243L83 244H85L84 245V247H86L87 246V244H89V245H93L94 247H95V250H96V246L98 245V246H105V242L103 243V242H99L100 240L98 239V238H92V237H94V234H93V230H92V232H91V230L88 228V227H85V223L83 224ZM164 225V224H163ZM4 226V225H3ZM13 226V227H14ZM39 226H40V224H39ZM47 226V225H46ZM65 226V225H64ZM64 226H63V228H60L61 230L62 229H64ZM75 226V225H74ZM128 226V225H127ZM91 227V226H90ZM21 229V228H20ZM88 229L90 230V231H88ZM91 229H92V227H91ZM93 229H95V228H93ZM10 230V229H9ZM22 231V230H21ZM22 232H26V231H22ZM70 232V231H69ZM73 232V233H74ZM98 232V231H97ZM27 233H29V232H27ZM30 233H31V231H30ZM7 234H10V235H7ZM72 234V233H71ZM70 234V235H71ZM79 234V235H80ZM52 235V234H51ZM75 235V234H74ZM73 236V235H72ZM96 236H98V234L96 235ZM100 236V235H99ZM74 238V237H73ZM116 238V237H115ZM80 239V238H79ZM70 240V239H69ZM74 240H76L77 241V238L76 239H74ZM72 241V240H71ZM10 242H12L13 244L12 245H10V244H8V243H10ZM78 242V241H77ZM22 243H25L26 244V246L28 247V246H30L31 248H33L31 251H27V252H25V250L24 251H22V249H24V247L25 246H23L22 247V249H21V244ZM75 245H76V243H74ZM70 245V246H69ZM93 246H92V248H93ZM77 247H79V246H77ZM83 247V246H82ZM124 248V250L126 249V250H128V248H126V247H124L123 245H121V244H114V246L111 248V250L112 251H119V250H122ZM21 251H20V250ZM25 249H27V248H25ZM30 249V248H29ZM82 249V251H84L83 250V248H81ZM80 249V250H81ZM18 250H19V252H18ZM87 250H89V249H87ZM95 250H93L94 252H92V253H95L96 251ZM35 251H37V252H40L41 254H37V253H35ZM77 252H80L79 250H76ZM86 251V250H85ZM90 251V250H89ZM88 252V251H87ZM87 252H84V253H87ZM98 252V251H97ZM96 252V253H97ZM120 252V251H119ZM5 253V252H4ZM28 253V254H27ZM83 253V252H82ZM2 254V253H1ZM26 254V256L27 257H25V256H23V255H25ZM74 254V253H73ZM89 254V253H88ZM1 256V255H0ZM16 257V258H17ZM59 258L61 259V260H59ZM18 259H15V261L16 260H18ZM21 259V260H20ZM13 262V261H2V263H4V264H18V262L16 261V262ZM1 262V261H0ZM1 264V263H0Z\"/></svg>",
  "mask_w": 264,
  "mask_h": 264
}]
</instances>
